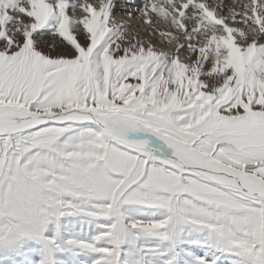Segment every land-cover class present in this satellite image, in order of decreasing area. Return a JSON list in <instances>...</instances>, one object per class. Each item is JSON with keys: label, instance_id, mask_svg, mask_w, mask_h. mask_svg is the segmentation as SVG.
I'll use <instances>...</instances> for the list:
<instances>
[{"label": "snow or ice", "instance_id": "snow-or-ice-1", "mask_svg": "<svg viewBox=\"0 0 264 264\" xmlns=\"http://www.w3.org/2000/svg\"><path fill=\"white\" fill-rule=\"evenodd\" d=\"M0 264H264V0H0Z\"/></svg>", "mask_w": 264, "mask_h": 264}]
</instances>
